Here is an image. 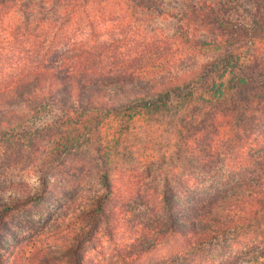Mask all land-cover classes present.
Listing matches in <instances>:
<instances>
[{"label": "trees", "instance_id": "1", "mask_svg": "<svg viewBox=\"0 0 264 264\" xmlns=\"http://www.w3.org/2000/svg\"><path fill=\"white\" fill-rule=\"evenodd\" d=\"M167 2L0 0V141L15 145L22 161L40 152L59 165L85 147L108 161L121 138L136 129L135 122L171 118L180 139L195 136L193 143L202 146L205 159L196 161L205 160L204 170L218 173L196 185L177 182L180 194L164 178L150 234L125 256H139L180 234L187 264L201 251L210 264H235L237 253L219 252L214 243L241 229L246 239L241 261L264 264V130L255 116L264 112V0H248L242 14L224 10L223 0H177L181 21L199 16L227 34L201 38L180 26L162 42L148 34L154 28L144 32L140 25L166 14ZM243 39L259 43L261 63L255 65L253 54L243 55ZM177 40L182 60L194 53L216 56L180 74L147 78L148 69L172 65L166 50ZM143 78L147 84L130 89L142 94L115 105L106 100L108 89L124 91L127 81L143 83ZM220 155L225 163L216 170L212 164ZM52 166L40 171V182H46ZM100 177L110 191L107 170ZM41 193L15 190L9 199L0 193V247L8 216L21 205L38 203ZM74 213L82 223L62 253L65 264H115L84 259L81 251L106 214L104 195L95 194ZM125 256L123 264H129ZM6 263L0 254V264ZM41 264L55 262L45 258Z\"/></svg>", "mask_w": 264, "mask_h": 264}, {"label": "rangeland", "instance_id": "2", "mask_svg": "<svg viewBox=\"0 0 264 264\" xmlns=\"http://www.w3.org/2000/svg\"><path fill=\"white\" fill-rule=\"evenodd\" d=\"M223 1L226 5L224 10L231 12L236 10L238 14H242L243 7L250 5L248 0H238L239 5L233 0ZM179 8L180 4L177 0H168L163 6L166 14L159 18L144 19L140 27L143 31L148 27L154 28L153 33L148 34L162 42L168 40L167 37L172 36L171 34H177L182 29L180 26H188L194 35L201 38H217L224 33L216 25L203 24L199 16L181 21L177 15ZM226 34L227 32L224 33ZM247 39H243L240 43L241 52L243 55L256 56V58L252 57L255 59V65L261 63L257 59L258 48L261 46L256 41L249 43ZM180 50H183V46L177 40L166 50V57L172 65L163 71L160 68H150L146 77L150 79L160 74L167 76L180 74L187 68H196L216 56V53L207 55L194 53L195 56L182 60L179 57ZM147 80L143 78V83L127 81L125 85H120L125 86L124 91L120 92L110 88L106 100L109 104L115 105L133 98L136 94H142L143 91H130L131 85H145ZM261 111L255 112V116L257 121H260L261 129L264 130V112ZM134 125L136 129L121 138L117 153L115 156L107 157L108 161L107 159L102 161L98 154L88 147L68 154L59 165L58 161L47 162L40 152L34 154L30 160L22 161L15 145L11 146L0 141V193L9 199L15 190L25 195L27 192L39 194L44 188L38 203L21 205L6 219L7 229L1 233L3 244L0 247V254H4L7 258L6 264H41L42 259L45 258L55 264L57 262L65 264L62 253L73 242L82 223V217L74 212H78L89 198L99 193L104 195L106 214L100 220L92 239L83 244L82 254L84 259L91 258L96 262L123 264L125 251L128 252L134 245L145 242L150 234L149 229L159 215L155 198L162 190L164 178H168V183L178 192L177 182L181 180L189 185H196L203 179L207 180L206 176L214 177L218 173V171L208 173V169L204 170L205 166L209 165L205 160L196 161L200 156L201 159H205L204 153L199 151L203 150L202 146L193 143V141L197 142L195 136L180 139L173 119L159 118L151 123L138 121ZM227 152V156L232 157L230 151ZM223 156H219L218 162L217 157L216 162L212 164L216 166V170L223 168L225 163ZM51 166L46 182H40V171ZM160 169L162 172H159ZM103 170H107L111 183L110 191H106L102 186L100 174ZM222 174H225V177L227 175L225 171ZM210 180L207 182L208 185L211 183ZM177 192L176 194H180ZM177 228L180 232L184 230L180 226ZM245 241L243 230L240 229L228 234L214 245L218 246L219 252L237 253L234 254L235 264H247L241 261L243 250L246 248ZM185 247L186 240L179 234L157 244L148 252L139 256H125V258L129 264L131 262L132 264H187L188 258L184 259L186 256L181 255ZM193 260L194 264H210L204 251L198 256L196 254Z\"/></svg>", "mask_w": 264, "mask_h": 264}]
</instances>
